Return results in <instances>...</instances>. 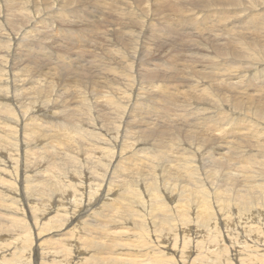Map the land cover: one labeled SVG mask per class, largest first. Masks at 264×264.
Returning <instances> with one entry per match:
<instances>
[{
	"label": "rangeland",
	"instance_id": "obj_1",
	"mask_svg": "<svg viewBox=\"0 0 264 264\" xmlns=\"http://www.w3.org/2000/svg\"><path fill=\"white\" fill-rule=\"evenodd\" d=\"M5 1L6 0H0V48L4 46L0 49V71H6L9 74V93L7 91L3 92L9 94V97L12 98V105L17 112V116L7 115L5 113H1L0 115V129H3V131L9 134V137L11 138L10 142L7 140L4 141V150H1L0 153V207L2 208L0 209V238L2 237L0 239V257L11 253L15 245L23 246L25 251H17L18 254L11 256V260H0V264H17L20 258L24 257L23 254L26 251L31 253L30 259H33L35 256H40L41 259H45L50 256V254L55 252L56 255H58V260L65 258V260L68 261V264H82L80 263V260H77V251H82L83 257L93 255V258L96 259L95 263L99 262L101 264H105L106 261H112L106 256L110 254L114 256H117L118 254L117 257L119 260L124 258L123 261H126L129 257L127 255L128 251L130 253H132L131 251H134L135 253H138L139 251L142 252L141 250L144 245L141 244H143L145 238L153 235L154 239H158V237L161 236V238H159L161 241L159 242L162 243L164 240L170 239L169 237H171V235L166 232L171 229H176L174 237L176 248L174 249L177 256L172 261L170 259L171 256L169 257V262L171 261L170 264H185L180 262L179 257L181 252L187 258L186 264H216L213 262L214 256L217 252L224 250L227 247L226 241H231L233 243V248H237L236 251H238V249L242 250L243 248H241L242 246H240V243L243 241V237L239 232L241 227H243V229L245 228V234L247 237L251 238L252 233L248 231L247 227L240 224L236 225L233 218V209H235L233 204L234 173L242 171L245 167L249 166L251 167V170L244 175V182L257 186L264 184V176H256V173H264V170H261L262 167L259 165V163H261L264 159H260L257 156L258 143H264V133L261 131V129H264V119L255 118L256 111H264V94H262L263 97H261L260 90L261 86H264V23L260 25L258 22L256 27L253 28L258 17L261 16L264 18V0H242L241 2L233 3L231 5L217 6L223 7L222 9L228 11V13L223 15L222 26L226 29V32L224 33H218L215 29L216 25L213 24L198 27V22H201L199 19L203 17L198 14V12L204 13L216 5L204 7L198 10L192 9L190 7L196 8L197 6L196 1L192 0L189 1L190 3H186L187 0H174L175 3L173 5L170 4L173 10H169L166 6V2H160V0H144L141 4L140 2H136L140 0H100L103 2L101 5L103 13L101 12V8L99 6L94 13L92 5L97 0H81L86 1L88 6L85 5L86 3H77L70 8L71 10L66 9V13L68 14H66L67 17L64 21L54 20L56 12L58 11L57 7H54V10L49 8V6L53 4L56 5V3L62 0H15L14 2L16 3L14 4L16 8L13 10L9 6L11 11L10 9H8V11L4 10ZM88 1L90 4L92 2L93 3L90 5L88 4ZM72 2L71 3L74 4L75 1ZM146 2H148V4ZM192 2L193 4H191ZM242 2H244V6H242ZM68 3V5H72L70 2ZM106 3H109L108 10ZM62 4H66V1ZM116 5L117 8L121 7L123 9L118 8L117 12V9H115ZM90 6L92 7L90 8ZM142 6L148 11V14L142 13ZM147 7L150 9H147ZM233 7L236 9H233ZM126 8L128 9L127 12H125ZM199 8H201V6ZM86 9L87 11H85ZM8 12L11 14H8ZM121 12L123 15H119ZM47 13H50L47 17L49 20H52L47 22V24L42 23L43 18ZM21 14L25 16L21 18ZM95 14L98 18L100 17L99 20L95 19ZM139 14H141L140 17L138 16ZM230 14L231 20H233L232 24H228ZM80 16H84L85 18L83 19L85 20L82 19V21L81 19H78ZM165 16H171L170 20H166L165 22ZM190 16L191 18H188ZM160 17H163L164 19L162 18L163 20H160ZM138 18L144 20H142L144 26H140ZM77 19L81 22L77 21ZM190 19H195L197 21L195 24L197 27L189 28L187 26L189 30L181 31V29H186V22ZM32 20L34 22H30ZM247 20H251V24L247 23ZM86 21L89 26L84 24ZM152 21H154L153 23H157L156 25L161 26L163 31L160 27H158L160 29L158 30L155 25L150 28V32H152L154 27L157 28L158 32L152 35L150 32H147V27ZM93 23H95L96 26H93ZM98 23L101 25L100 28ZM27 24H30V26H28L29 28L27 27L30 31L25 29L28 34H26L24 30V25ZM55 25L56 29L54 28L52 30L51 27ZM177 25H179L178 29H173ZM220 27L221 25H217V29ZM85 28L89 30L93 29L92 32L94 35L89 34V39H84L80 34L81 30L85 32ZM144 29L146 30L144 31ZM77 30L79 33L76 34L75 32H77ZM95 31L97 34H95ZM145 32L147 33L144 35ZM70 33L72 35L74 33L76 35L80 34L78 36L79 38L76 37L75 34L72 38L71 36L69 37L68 35ZM138 34L140 36H138ZM157 34L158 36L156 37ZM160 34L164 36L162 37ZM13 36H15V39L12 38ZM154 36L156 39H153ZM159 36L162 38H159ZM129 39L132 40L130 41ZM129 42L130 44H128ZM34 43H36L37 49H42L45 53L47 51L49 52L48 54L50 56L47 54L48 56L45 57L47 61H45V58H42L41 52L35 53L31 51L29 52L27 58L31 63H40V66L39 63H37L38 65L36 64L38 67H32V70H35L34 72L31 70V66H27V61H24L26 60L25 57L22 58L21 65L16 68L13 67L11 62L13 61V58H19L22 53L27 54V50H29L30 47H32L31 45H34ZM73 44H75L76 47ZM68 51L70 52L68 53ZM119 51H121V55L119 54ZM57 52H63L61 53L63 57L64 53L69 56L70 62H68V65L71 69H69V67H64L65 69L61 68L62 70L60 69V71L59 69H54L56 66L63 67L64 65L62 62L66 61L54 60V58H57L55 57ZM84 52H86V54ZM52 53L53 55L55 54L54 58ZM60 53H58V56ZM82 54H84V59L88 57L85 59V62L83 61ZM90 56L91 58H89ZM93 56L96 57L95 60L92 58ZM59 62H61V64ZM50 64L51 66L53 65L54 68L49 66ZM102 64L103 66H100ZM86 65H89V67H85ZM225 65L226 68H224ZM44 66L52 68L53 75L55 73V80L48 84H46L44 80H41L43 86L45 84L46 85L42 87L39 92L33 93L30 90V85L28 84L30 81L29 78L35 76L38 69L44 68ZM25 67L26 69L23 70ZM14 68H20L19 75L16 76L17 78L13 77V75L16 74L13 70ZM81 68H84L82 73L83 75L77 74L81 73L83 70ZM102 68L106 69L103 70ZM139 68L140 90L137 95L138 98L135 100V97H133L130 101L127 100L128 105L135 104V107H128L126 109V112H130V115L128 119L124 121L127 116L121 120V114L124 110L128 93L123 89L122 85L125 82L127 84L128 82H136L135 71ZM66 69H68L70 73H68L69 71H66ZM30 70L32 71L31 75H29ZM72 72L74 74L76 73V76L72 75ZM89 72L91 73L90 75ZM147 72L148 74H154L151 79V83H149L145 78ZM22 73L24 76L21 75ZM259 73H263L261 76L259 75L260 81L259 79H254V75ZM97 74L99 75V78H96L98 76ZM244 74H246L247 77H245L246 75ZM88 75L89 77H87ZM79 76L81 81L78 79ZM228 77H231V81L234 80L232 82H236V80L237 82L240 81L237 90H234L232 86L226 84ZM89 78H91V80ZM242 79L246 84L257 83V85H260L258 87L259 89H254V91L253 88H246L244 84L241 83ZM83 80H86L87 82L89 81L88 84H90L93 80L97 86L92 87V92L89 93L88 91H85L82 94L83 86L80 85V82L82 84ZM113 80H116V82L120 85V88L113 83ZM130 80L133 81L131 82ZM60 81H64L66 84L63 86V83ZM74 81H76L77 84ZM104 84L106 88H102L100 86ZM37 86H39V83H37ZM87 88L89 89L90 87ZM100 88H102V90H100ZM208 98L217 99L218 102L213 103ZM85 104L93 106L92 115H83L79 112V105ZM110 106H113V108H110ZM201 106H203V108H201ZM225 108L226 110H224ZM216 109L221 112H217L213 115H220L223 117V120H219L218 123L220 125L233 123V126L236 127V130L233 129V131L236 132L235 134L237 135H227L221 137V135L215 131H210L208 129L211 125V123H208L209 118L211 117V113ZM150 110L152 111V114L156 116V120L150 117ZM19 111H21V113H19ZM163 111H165V113H163ZM169 111L174 112L173 117L170 115ZM227 114L233 117H230ZM103 115L108 117L109 120L107 122L98 118V116L101 117ZM8 116L13 117L9 118ZM36 116L41 120L39 119L37 121ZM83 116L85 118H83ZM197 116H199V118ZM21 118L23 119L22 124H24V128L29 129L35 127L33 129L35 131L34 134L30 133L31 130H24V134L21 130H19L22 122ZM4 120L5 122L2 123ZM214 120H216V118L213 116L211 121ZM139 123L146 124V129L148 127L153 128L155 125H158L160 130L165 126L169 130L173 131L176 136L175 148L168 149V153L166 152L167 154L164 153V156L160 155L162 156L160 157L159 154L162 148L159 143L153 141L148 146L142 143L139 138L141 133L138 132V128H135V125ZM242 124H249V126L242 128ZM78 126L80 128H77ZM211 128H213V126H211ZM36 129H38L37 132ZM129 131H133L135 134L134 138L130 140L124 139V133L128 136L130 135V133H127ZM70 132L71 136L69 135ZM240 132H245V134H241ZM30 134L32 137H30ZM26 135L28 138H26ZM68 136H70V138ZM160 136L161 134L157 133V137L160 138ZM166 136L168 138L164 137L165 140L163 139V143L165 144L161 143V145H169L170 137L169 135ZM21 137L23 140L27 139L25 140L28 145L27 147L21 146L19 140ZM22 138L21 142H24ZM42 138H45L48 141H43ZM67 138L70 140L67 141ZM259 139L261 140L257 141ZM233 140H242V142L237 146H233L235 142ZM36 141H38L40 145H37L36 149L32 148L33 150L35 149V153H26V149L33 146ZM49 141H51L50 144L52 148L48 149L43 147V144L46 145ZM123 142L132 144L136 154L131 161H126L125 169L122 171L119 170L120 173H118V177L117 179H114V181L119 183L124 179L127 181L130 179L129 182L126 181L127 183H125L128 185L135 182L139 189L137 196L141 193L140 200H131V205L133 204V207L136 206V208H134L140 213V217H134V210L132 209L133 211L130 212L133 214L132 219L130 218L126 221L127 215H124L123 213V220L126 221V223L133 222L139 228L144 226L147 228L149 233H141L138 230V233H136L133 230H128L131 231L126 234L128 236L121 237H128L130 244L123 243V241L117 243L116 239H119L118 236L121 233L120 223L113 224L115 225V228L113 225H105V227L101 230L99 228H95L94 230L96 232L93 231V234L96 235L97 233V236L93 235L94 240L91 241V248H94L93 250L90 249V244L87 246L82 245V243L77 241V238L69 237L70 239H66L68 236H63L65 238L61 239L63 237H60L59 235L60 230L54 226L49 227L45 221V217L47 215H54L52 208L55 207L61 209L58 218L63 217L64 211L61 207H63L64 204L72 206V209L75 210V215L73 216L74 218H77L78 216H76V214L81 212V207L78 206L77 208V198L88 195H85L80 191L84 188L80 187L81 185L79 184L77 177V160L82 161L83 166H85V169L83 167L80 169L84 177H88V173L90 172V175L96 176L94 177L95 179L99 178L100 180L103 176L102 174H107V177L105 178H108L109 176H112V173H114L117 169L116 167L118 166L117 164L120 163L121 157H129L127 151L124 148L122 149L121 145ZM40 146L43 148H40ZM42 150L49 152L53 156V160L50 162V167L48 158L44 157ZM170 150L172 152H169ZM173 156L175 157L173 158ZM9 157L17 159L14 164L10 163ZM70 157L77 160L73 163L69 162L70 164H67V160ZM159 157L160 159H155L157 162H152L154 160L151 159ZM183 158L193 161V166H189L188 169L190 171L193 169L196 170L197 182L194 185L200 192L207 195L205 202L209 203L208 206L211 207V211L213 212L211 219L203 221L201 218L203 213L202 208H207V206L200 205L202 201L199 193H197L195 197H190L182 194L181 190L178 188L181 185L187 184L186 181H184L185 183L182 182L183 180L181 177L184 179L191 178V175H188L189 172L188 174L184 173L187 171H185L181 165L185 161ZM42 161L45 163L44 166L41 165ZM107 161H109V167H105ZM170 161L172 163L176 162V164H172ZM211 161H214L215 163H226L228 166L226 169H222L220 167L210 165L209 162ZM233 163H235V168H233ZM177 164H180L181 168ZM253 164H257V166ZM130 166L136 171H132L129 174L128 167ZM175 166L179 167L175 168ZM145 169H147L146 171H151L153 169L156 171L150 173V176L146 179L143 177ZM174 169H176V171L180 170L179 175L181 174V177L177 175ZM250 171H253L250 174L252 176L247 175ZM253 173H255V175ZM164 174H166V177ZM24 179H27L26 182H24ZM191 179L189 181H191ZM179 182H182V184L179 185ZM103 183L104 184L100 186L102 192L100 196L99 194L96 196H89L91 198L89 200L91 202V208L86 215V220L81 221L85 218L81 216L77 219L78 221H70L71 211L67 209L69 212L68 217L65 218L67 230L74 229L77 230V232L83 230L86 226L85 224L90 222L89 220H95L97 217H101L100 215L103 212V206L109 207L111 205L110 201L103 200L102 198L97 204H94L102 194H104V196L108 199H111L112 194L115 193L113 191L119 190L115 187L116 183H113L112 181L105 179ZM109 183H113L114 185ZM108 186L109 191L106 192V188H108ZM246 187H238L237 190L234 191L235 202L237 204L242 202L241 198L245 197V193H250V195L246 196L247 204L254 201L252 204L256 206L260 200L259 196L263 198L261 203L264 204V191H257L256 194H251L253 191L248 189L246 190ZM45 190L46 193H44ZM85 190L88 192L87 189ZM152 190L159 191V202L164 204V209L161 210V212H156L151 209L153 206L152 204L150 206L149 199L151 195L149 194ZM119 193L120 194H116L120 197V200L122 191ZM83 201L87 202V199H83ZM182 206L184 208H182ZM140 207L142 208L140 209ZM111 208L118 210V208L115 207ZM255 209L256 207H254V210ZM29 213H31V216ZM161 213H163V216ZM94 215H97V217ZM256 216L262 218L264 217V212H260ZM35 217H40V219L35 220ZM222 221L231 222L229 223L230 227L234 229L235 232L233 238H226L221 231L214 232L207 229L209 224H217L218 227H220ZM20 227L23 228L21 231ZM154 228L156 229V232L151 234ZM195 228L204 229H201L200 232H196L193 231ZM98 229L101 232H98ZM23 230L27 232H24ZM260 230H264V227H260ZM22 231L27 233L23 241L22 236L24 233ZM124 231H126V229ZM182 231H184V234H186L189 238V242L186 244L185 248L183 246V239L186 235H183ZM103 232H105V234ZM8 233L11 235H7ZM99 233H102L103 235H100ZM98 234L100 237H98ZM78 235L79 234H77V236ZM137 235L139 239L141 238L139 243L136 241L138 240L136 238ZM263 236L264 232L262 234V238L264 239ZM106 238L107 240H105ZM60 241L72 244L71 249L67 251V253L63 250V247H61L62 244H59L61 243ZM167 242L169 243V247H172L171 241ZM168 243H166V246ZM191 243H193L196 247ZM259 243L261 244L262 242ZM77 245L81 248L80 250H77ZM154 247L155 249L157 248L155 244ZM10 248L11 250H9ZM147 250L148 249H145L144 252ZM251 250L249 249V251L245 252L238 251L237 253L240 254H237V257L239 256L240 258V256H244L246 253H251L253 254V257H255L254 253H252L254 252L253 248ZM83 251L89 252L87 254ZM161 251L164 255L166 249L161 248ZM96 252L97 254H95ZM122 252L125 253L123 254ZM196 253L198 254L196 255ZM226 253L228 254H221H224L227 257L229 252ZM132 254L134 255V253ZM224 255H222L223 257L221 260H226ZM230 256H232V254H230L228 258ZM121 257L123 258L121 259ZM143 258L144 257H141V259ZM246 258L248 259L246 260ZM119 260H117V264H122ZM245 260L246 263L250 262V264H259L257 259L250 261L249 257H244L241 260L243 261L242 264H245ZM263 260L261 262L262 264H264ZM91 263L94 262L91 260L89 261V264Z\"/></svg>",
	"mask_w": 264,
	"mask_h": 264
},
{
	"label": "bare ground",
	"instance_id": "obj_2",
	"mask_svg": "<svg viewBox=\"0 0 264 264\" xmlns=\"http://www.w3.org/2000/svg\"><path fill=\"white\" fill-rule=\"evenodd\" d=\"M15 0H6L5 1V3H4V10H6V11H8V9H10V11H11V8L14 10V8H16L15 7V4L14 3H16V2H14ZM65 1H66V4H62V3H65ZM72 1H75L74 2V4H72L73 2ZM124 1V0H123ZM144 0H140V1H136V2H140V4H141V2H143ZM147 1V0H146ZM156 1V0H155ZM166 2V6H167V8L169 9V10H173L172 8H171V6H170V4H174L175 3V1L174 0H160V2ZM189 1H191V0H187L186 1V3H190ZM192 1H196V3H197V6H196V8H194V7H190V8H192V9H202V8H204V7H208V6H212V5H216L215 7H212V8H210V10L209 11H205L204 13L203 12H198V14H200L201 16H203V17H201L199 20H201V22H198V27L199 26H205V25H216V27H215V29H216V31L218 32V33H224V32H226L225 30V28L222 26V22H223V15L224 14H226V13H228V11H225V9H222L223 7H217V6H219V5H231V4H233V3H237V2H241L242 0H192ZM251 1V0H250ZM68 2H70V4H72V5H68L69 3ZM72 2V3H71ZM89 2V1H88ZM149 2V1H148ZM148 2H146L147 4H148ZM199 2V3H198ZM246 2V1H245ZM77 3H83V4H85L86 3V1H81V0H62V1H59L58 3H56V5L55 4H53V5H51V6H49V8L50 9H53L54 10V7H57V12H56V16L54 17V20L56 19L57 21H64L65 20V18L67 17V15L66 14H68V13H66L67 12V10L66 9H70L73 5H76ZM93 3V2H92ZM91 3V4H92ZM123 3V2H122ZM129 3H130V1H129ZM133 3V2H132ZM153 3V2H152ZM158 3V2H157ZM185 3V4H186ZM250 3V2H249ZM88 4H90V2L88 3ZM90 4V5H91ZM103 4V2L102 1H100L99 0V3H98V0L92 5L93 6V8H94V13L96 12V9H98V6L101 8V5ZM107 4V3H106ZM109 4V3H108ZM108 4H107V10H108ZM114 4V3H113ZM119 4V3H118ZM117 4V5H118ZM161 4H163V3H161ZM191 4H193V2L191 3ZM246 4V3H245ZM86 6H88L87 5V3L85 4ZM112 5V4H111ZM117 5H116V8L115 9H117L116 11L118 12V8H121V7H118L117 8ZM143 5H144V3H143ZM9 6L11 7V8H9ZM92 6H90V8L92 7ZM129 6V5H128ZM134 6V5H133ZM149 6H152V5H149ZM164 6V5H163ZM201 6V8H199ZM242 6H244V2H242ZM249 6V5H248ZM144 7H145V5H144ZM155 7V6H154ZM162 7V6H161ZM92 8V9H93ZM110 8V7H109ZM111 8H112V6H111ZM113 8V9H114ZM140 8V7H139ZM260 8V7H259ZM88 9V8H87ZM87 9L85 10V11H87ZM121 9H123V8H121ZM120 9V10H121ZM130 9V8H129ZM136 9V8H135ZM147 9H150V8H148L147 7ZM160 9V8H159ZM159 9H158V11H159ZM208 9V8H207ZM233 9H236L235 7H233ZM17 10V9H16ZM56 10V9H55ZM66 10V11H65ZM71 10V9H70ZM119 10V11H120ZM125 10V9H124ZM127 8H126V11L125 12H127ZM134 10V9H133ZM138 10H140V9H138ZM137 10V11H138ZM161 10V9H160ZM167 10V9H166ZM65 11V12H64ZM90 11H91V9H90ZM113 11H115V10H113ZM113 11H111V12H113ZM122 11V10H121ZM131 11V10H130ZM141 11H142V13H145V14H148V11L146 10V9H144L143 8V6H142V8H141ZM153 11V10H152ZM157 11V12H158ZM89 12V11H88ZM87 12V13H88ZM101 12L103 13V11H102V8H101ZM116 12V13H117ZM123 12V11H122ZM122 12L121 13H119V15L120 14H122ZM124 12V13H125ZM129 12V11H128ZM132 12V11H131ZM130 12V13H131ZM169 12V11H168ZM208 12V13H207ZM15 13V12H14ZM91 13V12H90ZM133 13V12H132ZM207 13V14H206ZM230 13V12H229ZM8 14H11V13H9L8 12ZM17 14V13H16ZM89 14V13H88ZM107 14V13H106ZM170 14V13H169ZM14 15V14H13ZM12 15V16H13ZM47 15H50V13H47L46 15H45V17L43 18V21H42V23H46L47 24V22H50L52 19H50L49 20V18L47 17ZM115 15V14H114ZM118 15V16H119ZM123 15V14H122ZM124 15H126V14H124ZM140 15L141 14H139L138 16L140 17ZM164 15V14H163ZM18 16V15H17ZM25 15H23V14H21V18H23ZM90 16V15H89ZM117 16V15H116ZM152 16H154V15H152ZM158 16V15H157ZM15 17V16H14ZM19 17V16H18ZM51 17V16H50ZM52 17H53V15H52ZM51 17V18H52ZM113 17V16H112ZM170 17L171 16H169V17H166L165 16V22H166V20H170ZM83 18H85L84 16H80L78 19H83ZM100 18V17H99ZM99 18L97 17V15L95 14V19H98L99 20ZM102 18V17H101ZM103 18H104V16H103ZM119 18V17H118ZM125 18H127V17H125ZM161 18V17H160ZM159 18V19H160ZM163 18V17H162ZM160 19V20H163V19ZM188 18H191V16L190 17H188ZM32 19V18H31ZM34 19V18H33ZM48 19V20H47ZM77 19V21H80V20H78ZM87 19V18H86ZM115 19V18H114ZM120 19H122V18H120ZM139 19V18H138ZM10 20V19H9ZM39 20V19H38ZM83 20H85V19H83ZM82 20V21H83ZM104 20H105V18H104ZM122 20H125V19H122ZM128 20V19H127ZM143 19H139V24H140V26L142 27V26H144V23H143V21H142ZM203 20H205V21H203ZM217 20V21H216ZM35 21H37V20H35ZM95 21H97V20H95ZM94 21V22H95ZM131 21V20H130ZM135 21H137V20H135ZM155 21V20H154ZM154 21H152L151 23H149V26L147 27V32H150V28L151 27H153V26H155L157 23H153ZM30 22H34L33 20L32 21H30ZM81 22V21H80ZM90 22H92V21H90ZM89 22V23H90ZM98 22V21H97ZM122 22V21H121ZM148 22V21H147ZM247 23H250L251 24V20H247L246 21ZM260 23V25H262L263 23H264V18L263 17H258V19H256V22L254 23V26H253V28L254 27H256V24L257 23ZM36 23V22H35ZM88 22L86 21V23H84V24H86V25H88L87 24ZM100 23H101V21H100ZM197 23V21L195 20V19H190L189 21H187L186 22V24L187 25H185L186 26V29H181V31H184V30H189L188 29V27L190 28V27H197L195 24ZM233 23V20H231V14H230V16H229V21H228V24H232ZM37 24V23H36ZM35 24V25H36ZM94 25L93 26H96L95 25V23H93ZM102 24V23H101ZM137 24V23H136ZM138 24V25H139ZM34 25V24H33ZM32 25V26H33ZM75 25H76V23H75ZM98 25H99V23H98ZM97 25V26H98ZM113 25V24H112ZM120 25V24H119ZM123 25V24H122ZM217 25H221V27L219 28V29H217ZM28 26H30V24H27V25H24V30L25 29H27V27ZM89 26V25H88ZM100 26L101 25H99V28H100ZM124 26V25H123ZM136 26V25H135ZM140 26H139V28H140ZM157 26V28L158 27H160L161 28V30L163 29L161 26H158V25H156ZM185 26L183 25V27L185 28ZM188 26V27H187ZM122 27V26H121ZM120 27V28H121ZM178 27H179V25H177L175 28H173V29H175V30H177L178 29ZM29 28V27H28ZM61 28H63V27H61ZM73 28V27H72ZM76 28V27H75ZM98 28V27H97ZM123 28V27H122ZM145 28V27H144ZM157 28H155L154 27V29L152 30V32H150V34L152 35V34H154V33H156V32H158V30H160L159 28H158V30H157ZM182 28V27H181ZM64 29H66V28H64ZM86 29V28H85ZM95 29V28H94ZM28 30V29H27ZM59 30V29H58ZM67 30V29H66ZM99 30V29H98ZM98 30H96V31H98ZM124 30V29H123ZM146 29H144V31H145ZM28 31H30V30H28ZM71 31H73V30H71ZM75 31H76V29H75ZM82 31V30H81ZM80 31V34H81V36L84 38V39H89L90 37H89V34H93V29H86L85 30V32H81ZM95 31V32H96ZM130 31V30H129ZM163 31V30H162ZM25 32H26V34H28V32L25 30ZM69 32V31H68ZM94 32V33H95ZM102 32V31H101ZM118 32V31H117ZM141 32V31H140ZM143 32V31H142ZM147 32H145L144 33V35L147 33ZM161 32V31H160ZM165 32V31H164ZM30 33V32H29ZM76 34L77 33H79L78 32V30H77V32H75ZM74 33V34H75ZM66 34V33H65ZM73 34V35H74ZM75 34V35H76ZM79 34V35H80ZM95 34H97V32L95 33ZM127 34V33H126ZM159 34V33H158ZM158 34L156 35V37L158 36ZM71 33L68 35L69 37L71 36V38H72V36H73ZM79 35H76V37H78ZM94 35V34H93ZM141 35H143V34H141ZM161 35V34H160ZM65 36H67V35H65ZM132 36V35H131ZM138 36H140L139 34H138ZM162 36V35H161ZM164 36V35H163ZM162 36V37H163ZM169 36V35H168ZM75 37V36H74ZM75 37V38H76ZM89 37V38H88ZM107 37V36H106ZM137 37V36H136ZM162 37H160L159 36V38H162ZM66 38V37H65ZM70 38V39H71ZM79 38V37H78ZM92 38V37H91ZM110 38V37H109ZM129 38V37H128ZM138 38V37H137ZM155 38V36L153 37V39ZM45 39V38H44ZM44 39H42V40H44ZM64 39V38H63ZM82 39V38H81ZM107 39V38H106ZM156 39V38H155ZM41 40V41H42ZM53 40V39H52ZM58 40V39H57ZM74 40H76V39H74ZM130 40V39H129ZM132 40V39H131ZM130 40V41H131ZM162 40V39H161ZM38 41V40H37ZM80 41V40H79ZM102 41V40H101ZM122 41H123V39H122ZM134 41V40H133ZM151 41H152V39H151ZM55 42V41H54ZM83 42V41H82ZM128 42V41H127ZM36 43H38V42H36ZM36 43H34V45L32 44H30L32 47H30V49L29 50H27L28 51V53L27 54H21V56L19 57V58H16V57H14L13 58V61H11L12 62V65H13V67H18L19 65H21L22 64V58L23 57H25L26 58V60H24V61H27V66L29 65V66H31L30 68H31V70H32V67H34V66H36V67H38L37 65V63H39V62H37V63H31L30 62V60L27 58V56H28V54H29V52H41L42 53V58H45V57H47L48 55H47V53H45L42 49L40 50L39 48L37 49L36 48ZM42 43V42H41ZM99 43V42H98ZM156 43V42H155ZM44 44V43H43ZM61 44V43H60ZM92 44H94V43H92ZM102 44V43H101ZM128 44H130V42L128 43ZM66 45V44H65ZM73 45H75V44H73ZM104 45V44H103ZM107 45V44H106ZM124 45H125V43H124ZM124 45H123V47H124ZM39 46V45H38ZM45 46V45H44ZM59 46V45H58ZM92 46V45H91ZM128 46V45H127ZM4 46H2L0 49H2ZM49 47L51 48V46L49 45ZM61 47H62V45H61ZM72 47V46H71ZM75 47H76V45H75ZM44 48V47H43ZM74 48V47H73ZM85 48V47H84ZM93 48H95V47H93ZM47 49H48V47H47ZM120 49V48H119ZM118 49V50H119ZM49 50H51V49H49ZM55 50V49H54ZM63 50H65V49H63ZM70 50V49H69ZM124 50V49H123ZM45 51H47V50H45ZM48 52V51H47ZM51 52H53V51H51ZM70 51H68V53H69ZM101 52V51H100ZM120 52L121 51H119V54H120ZM126 52V51H125ZM54 53V52H53ZM53 53H52V55H53ZM58 53H60V52H57V54H56V56L55 57H57V58H54V55H53V58H54V60H66V61H64V62H62L63 63V67L62 66H56V68H54V66L52 65L51 66V64L49 65V66H51V67H53L54 69H59V71H60V69L61 68H64V67H69V65H68V62H70V60H69V56L68 55H65V53L63 54L64 55V57L62 56V54L61 53H63V52H61L60 53V55L58 56ZM85 54H86V52H84ZM106 53V52H105ZM51 54V53H50ZM52 55H51V57H52ZM121 55V54H120ZM15 56H17V55H15ZM36 56V55H35ZM50 56V55H49ZM83 56H84V54H82V58H83ZM87 56V55H86ZM105 56V55H104ZM63 58H65V59H63ZM86 58H88V57H86ZM85 58V59H86ZM89 58H91V56L89 57ZM92 58H94V60H95V58L96 57H92ZM105 58H106V56H105ZM109 58V57H108ZM107 58V59H108ZM20 59V60H19ZM46 59V58H45ZM44 59V60H45ZM50 59V58H49ZM85 59L83 58V61L85 62ZM114 59V58H113ZM43 60V59H42ZM97 60V59H96ZM106 60V59H105ZM110 60H112V59H110ZM20 61V62H19ZM45 61H47V59L45 60ZM98 61V60H97ZM97 61H95V62H97ZM49 62H51V61H49ZM48 62V63H49ZM54 62V61H53ZM61 62H59L60 64H61ZM92 62V61H91ZM94 62V63H95ZM43 63V62H42ZM57 63H58V61H57ZM103 63V62H102ZM37 64V65H36ZM55 64V63H54ZM71 64V63H70ZM86 64V63H85ZM90 64V63H89ZM99 64V63H98ZM104 64V63H103ZM103 64L102 65H100V66H103ZM56 65H58V64H56ZM72 65V64H71ZM155 65V64H154ZM26 66V67H27ZM39 66H40V63H39ZM26 67L23 69V70H25L26 69ZM36 67H34V68H36ZM48 66H44V68H37L38 69V71H37V73L35 74V76H33V77H30L29 75H31V72L33 71H31L30 70V74L28 75L30 78V81H29V85H30V90L33 92V93H37V92H39L40 91V89L42 88V87H44L46 84H48V83H51V82H53L54 80H55V73H54V75H53V73H52V68H47ZM72 67H74V66H72ZM78 67V66H77ZM85 67H89V65L87 66H85ZM13 69L14 71H15V73L16 74H14L13 75V77L15 78L16 76H18L19 75V72H20V68L19 69ZM75 68H76V66H75ZM79 68V67H78ZM100 68V67H99ZM224 68H226V65L224 66ZM65 69V68H64ZM69 69H71L70 67H69ZM81 69H83L82 71H81V73H77V74H82L83 73V71H84V68H81ZM103 70L104 69H106V68H102ZM22 70V69H21ZM22 70V71H23ZM62 70V69H61ZM86 70H87V68H86ZM97 70H99V69H97ZM102 70V71H103ZM139 70H140V68L137 70V71H135V76H136V82H132L133 80H130L132 83H129L128 82V84L125 82L123 85H122V87H123V89L124 90H126L127 91V93H128V98L126 99V101H125V105H124V110H123V112H122V114H121V120H123L124 118H125V116H127L125 119H124V121H126L127 119H128V117H129V115H130V112H126V109L129 107V108H132V107H135V104H131V105H128L127 104V100L128 101H130L133 97H135V100H137V95L139 94V90H140V80H139ZM35 71V70H34ZM33 71V72H34ZM57 71V70H56ZM66 71H69L68 69H66ZM80 71V70H79ZM89 71V70H88ZM133 71V70H132ZM27 72V71H26ZM54 72H55V70H54ZM63 72V71H62ZM64 72H65V70H64ZM64 72H63V74H64ZM68 73H70V71L68 72ZM73 73V72H72ZM71 73V74H72ZM95 73V72H94ZM105 73H106V71H105ZM32 74H34V73H32ZM59 74V73H58ZM58 74H57V76H58ZM76 74V73H75ZM74 73L72 74V75H75ZM91 73L89 72V75H90ZM263 73H259V74H255L254 75V79H259L260 78V76L262 75ZM21 75H23V73L21 74ZM68 75V74H67ZM83 75V74H82ZM85 75V74H84ZM89 75L87 76V77H89ZM98 75V74H97ZM153 75L154 74H148V72H147V74L145 75V78L148 80V82L149 83H151V79L153 78ZM244 75H246V74H244ZM260 75V76H259ZM24 76V75H23ZM76 76V75H75ZM74 76V77H75ZM233 76V75H232ZM238 76V75H237ZM44 77V78H43ZM78 77V76H77ZM76 77V78H77ZM81 77H83V76H81ZM86 77V78H87ZM93 77V76H92ZM245 77H247V75L245 76ZM17 78V77H16ZM86 78H84V79H86ZM96 78H99V75L96 77ZM234 78V77H233ZM73 79V78H72ZM79 80L81 79L80 78V76H79V78H78ZM90 80H91V78H89ZM115 79V78H114ZM235 79V78H234ZM240 79V78H239ZM8 80H9V74L6 72V71H0V85H1V88H0V115H1V113H5V114H7V115H14V116H17V112H16V110H15V108L13 107V105H12V98L11 97H9V94H6L5 92H3V91H7L8 93H9V84H8ZM16 80V79H15ZM41 80H44L45 82H46V84L43 86V84H42V82H41ZM94 80V79H93ZM91 81V83L90 84H88V82L85 80H83L82 82V84H81V82H80V85H82L83 86V90H82V94H83V92H85V91H88L89 93L90 92H92V87H96L97 85H96V83L94 82V81ZM104 80H106V79H104ZM103 80V81H104ZM261 80H263V79H261ZM17 81V80H16ZM81 81V80H80ZM232 81H234V80H232ZM231 81V77H228V79H227V82H226V84H229L230 86H232L233 87V89L234 90H237L238 89V84H240L239 82H237V80H236V82H232ZM256 81V80H255ZM258 81V80H257ZM259 81H260V79H259ZM76 84H77V82L76 81H74ZM37 83H39V86H37ZM113 83H115L116 85H117V87L118 88H120V85L116 82V80L114 81L113 80ZM241 83H243L244 84V86L246 87V88H248V89H251V88H253V90L255 89V90H257V89H259L258 87L260 86V85H257V83L255 84V83H248V84H246V83H244L243 82V79L241 80ZM78 84H79V82H78ZM106 84V83H105ZM105 84L104 85H100L102 88H106L105 87ZM261 85H262V83H261ZM100 86H98V87H100ZM228 86V85H227ZM263 86V85H262ZM261 86V88H260V90H261V97H263L262 96V94H264V92H263V90H264V86L262 87ZM87 87H90L89 89L87 88ZM102 88H100V90H102ZM228 88V87H227ZM229 88H231V87H229ZM233 89H231V90H233ZM100 90H99V92H100ZM254 90V91H255ZM259 90V91H260ZM162 94H164L163 92H161ZM251 93V92H250ZM255 93V92H254ZM247 94V93H246ZM259 94H260V92H259ZM159 95V94H158ZM253 95V94H252ZM211 102H213V103H216V102H218V100L217 99H213V98H208ZM96 100H98V99H96ZM86 101H88V100H86ZM90 102V101H89ZM212 103V104H213ZM202 105V104H201ZM200 106V105H199ZM110 108H113V106H110ZM201 108H203V106H201ZM224 110H226V108L224 109ZM79 112L81 113V114H83V115H85V114H90V115H92L93 114V106H88V105H79ZM170 112V115L173 117L174 116V112L173 111H169ZM217 112H221V111H219V110H214L212 113H211V117L209 118V121H208V123L210 124L211 123V125H210V128H208L210 131L211 130H213V131H215L216 133H218L219 135H221V137H223V136H227V135H237V134H235L236 132H234L233 131V129H235L236 130V127L235 126H233V123H228V124H225V125H220L219 123H218V121L219 120H223V117L222 116H220V115H213V114H215V113H217ZM19 113H21V111H19ZM79 113V114H80ZM163 113H165V111H163ZM226 114V113H225ZM227 115H229V114H227ZM215 117L216 118V120H214V121H211L212 120V117ZM230 117H233V116H231V115H229ZM3 117H4V115H3ZM9 117V116H8ZM11 117H13V116H11ZM11 117H9V118H11ZM150 117L151 118H153L154 120H156V116H154L153 114H152V111L150 110ZM198 118H199V116H197ZM16 118V117H15ZM14 118V119H15ZM83 118H85L84 116H83ZM98 118H101L102 119V121H104V122H107L109 119H108V117L107 116H105V115H103V116H98ZM97 118V119H98ZM255 118L256 119H264V111L263 110H258V111H256L255 112ZM19 119V118H18ZM40 118L39 117H37L36 116V120L38 121ZM196 119V118H195ZM233 119V118H232ZM5 120H7V119H5ZM5 120L2 122V123H4L5 122ZM41 120V119H40ZM84 120V119H83ZM13 121V120H12ZM22 121V122H21ZM21 127H20V129L19 130H21V132L24 134V130H31L30 131V133L31 134H34L35 133V131L33 130L34 128H24V124H22L23 123V119L21 118ZM15 122V121H14ZM86 123V122H85ZM83 124V123H82ZM18 125H20V124H18ZM206 125V124H205ZM146 124H143V123H139V124H137V125H135V128H138V132H140L141 133V135H139V138L141 139V141H142V143L143 144H145V145H150V143L151 142H153V141H155V142H157V143H159L160 144V146H161V148H162V150L160 151V154H159V156L160 155H163L164 153H166L167 152V150L168 149H174L175 148V140H176V136H175V133L173 132V131H171V130H169L167 127H165L164 126V128L163 129H161L160 130V127L157 125H155L153 128H147L146 129ZM161 126V125H160ZM211 126H213V128H211ZM249 126V124H242L241 125V127L242 128H244V127H248ZM156 127V128H155ZM161 127H163V126H161ZM77 128H80L79 126L77 127ZM157 129V130H156ZM18 130V131H19ZM37 130L38 129H36V132H37ZM159 130H160V132H159ZM168 130V131H167ZM10 131H11V129H10ZM84 131H85V129H84ZM261 131H263V133H264V129H261ZM20 132V131H19ZM29 132V131H28ZM69 132V131H68ZM74 132V131H73ZM88 132V131H87ZM90 132V131H89ZM132 132V133H131ZM238 132V131H237ZM22 133H21V135H22ZM77 133V132H76ZM119 133V132H118ZM127 133H130V135H126L125 133H124V139H133L134 138V136H135V134L133 133V131H129V132H127ZM157 133H159V134H161V136H160V138H158L157 137ZM241 134H245V132H240ZM12 134V133H11ZM30 134V135H31ZM69 134V133H68ZM68 134H66V135H68ZM74 134V133H73ZM120 134V133H119ZM65 135V136H66ZM70 136H71V132H70V134H69ZM166 135H169V137H170V143H169V145L167 146H164V145H161V143H163L164 141H163V139H164V137H167ZM11 136V135H10ZM23 136H25V135H23ZM22 136V137H23ZM27 136V135H26ZM70 136H68L69 138H70ZM85 136V135H84ZM87 136V135H86ZM120 136V135H119ZM21 137V138H22ZM30 137H32V135L30 136ZM29 137V138H30ZM156 137V138H155ZM21 138L19 139L20 140V144H21V146H28L27 144H26V141L25 140H27V139H24L23 140V138H22V140L24 141V142H21ZM26 138H28V136L26 137ZM65 138V137H64ZM168 138V137H167ZM262 139V138H261ZM261 139H259V140H257V141H260ZM5 140H7V141H9L10 142V140H11V138L9 137V134H7L5 131H3V129H0V153H1V150H4V147H3V145L5 144ZM42 140L43 141H48L47 139H43L42 138ZM65 140V139H64ZM67 141L68 140H70V139H66ZM165 140V139H164ZM29 141V140H28ZM78 141V140H77ZM81 141V140H80ZM233 141H235L234 142V144H233V146H237L238 144H240L241 142H242V140H233ZM232 141V142H233ZM50 142L51 141H49L46 145H44L43 144V147H45V148H48V149H51L52 148V146H51V144H50ZM84 142V141H83ZM34 143V142H33ZM229 143V142H228ZM82 144V143H81ZM119 144V143H118ZM163 144H165V143H163ZM223 144H225V143H223ZM30 145V144H29ZM37 145H40L39 144V142L38 141H36L35 142V144H33V146H31L29 149H26V153L27 152H31V153H35V149L37 148ZM79 145V144H78ZM122 149L124 148L126 151H127V154H129V157L128 158H125L124 156H122L121 157V160H120V165L119 164H117L118 166L116 167L117 169L115 170V172L114 173H112L113 175V177L112 176H109L108 178H105V177H107V174H102L103 176L101 177V179L99 180V178L98 179H95L94 177H96V176H92V175H90L89 173H88V177H84V175H83V173L80 171V169L83 167H85V166H83V163H82V161H78L77 159H74V158H68V160H67V164H70V163H73V162H75L76 160H77V177H78V180H79V184L81 185L80 187L81 188H84V189H81L80 191L83 193V194H85V195H88V196H85V197H81V198H77V208H78V206H80L81 207V212L80 213H78V214H76V216H78L77 218H74L73 216L75 215V210L74 209H72V206H69L68 204H64V206L63 207H61L62 209H63V211H64V215H63V217H61V218H58V216H59V213L61 212L60 210L61 209H59V208H52L53 209V213H54V215H47L45 218V221L47 222V224H48V226L49 227H55V228H57V229H59L60 231H59V235H60V237H63V236H68V238H66V239H70L69 237H71V238H77V241L78 242H80V243H82V245H89L90 244V249H94V248H91V241L92 240H94V238H93V235H95V234H93V231H95L94 229L96 228H99L100 230L101 229H103L104 227H105V225H113V224H116V223H120L121 225V233H120V235L118 236V238L119 239H116V242L117 243H119V242H122L123 241V243H129V241H128V237H121V236H128V235H126L127 233H130L131 231H128V230H133V231H135L136 233H138V231H140L141 233H149V231L147 230V228H145L144 226L142 227V228H139V227H137V225L135 224V223H133V222H128V223H126V221H128L130 218L132 219V217H133V214L132 213H130V212H132L133 210V212H134V217L135 216H139L140 217V213L135 209L136 208V206H132L131 205V200L132 199H136V201H137V199H141V193H140V195L139 196H137V194H138V192H139V189H138V187H137V185H136V183L134 182V183H130V184H126L127 182H129V180L127 181V180H122V182H119V183H117L116 181H114V179H117V177H118V173H120V171H122V170H124L125 169V167H126V161L128 162V160H132V158H134V156H135V154H136V151H135V149H134V147L132 146V144H130V143H125V142H123L122 143ZM225 146V145H224ZM229 146V145H228ZM227 146V147H228ZM42 146H40V148H43ZM32 148H35L34 150L32 149ZM82 148V147H81ZM23 149V148H22ZM83 149V148H82ZM85 149V148H84ZM7 151H8V149H7ZM22 151V150H21ZM40 151V150H39ZM100 151V150H99ZM121 151V150H120ZM174 151V150H173ZM37 152V151H36ZM123 152V151H122ZM169 152H172L171 150L169 151ZM24 153H25V151H24ZM168 153V152H167ZM166 153V154H167ZM39 154V153H38ZM37 154V155H38ZM42 154L44 155V157H47L48 158V161H49V167L51 166L50 165V162L53 160V156H52V154H50L49 152H47V151H45V150H42ZM108 154V153H107ZM27 155V154H26ZM33 155H35V154H33ZM103 155V154H102ZM172 155V154H171ZM170 155V156H171ZM164 156V155H163ZM257 156L260 158V159H264V143H258V154H257ZM2 157H4V156H2ZM103 157H104V155H103ZM160 157H162V156H160ZM160 157L159 158H153V159H151V160H154V161H152V162H157V160H155V159H160ZM175 156H173V158H174ZM172 158V159H173ZM162 159H164V158H162ZM171 159V158H170ZM17 159H14V158H11V157H9V161H10V163L11 164H14V162L16 161ZM45 160V159H44ZM83 160H84V158H83ZM169 160V159H168ZM167 160V161H168ZM173 160H175V159H173ZM182 160V159H181ZM183 160H185L184 161V163H180L181 165H182V167H183V169L185 170V171H187V172H184V173H186V174H188V172H189V174L188 175H191V181H189L190 179L189 178H185V179H188V180H185L184 178H182L180 175H179V171H176V169H174L175 171H176V173H177V175L179 176V177H181V179L183 180L182 182H184V181H186V183L187 184H184V185H181L182 184V182H179V185H181L180 187H178L180 190H181V193L182 194H185L186 196H190V197H195L196 195H197V193H199V195H201L200 197V199H201V203H200V205L201 206H207V208H205V207H203L202 208V211H203V213H202V216H201V218H202V220L204 221V220H207V219H211L212 218V214H213V212L211 211V207H209L208 205H209V203L208 202H205L206 201V198H207V195L205 194V193H202V192H200L198 189H197V187H195V183L197 182V174H196V170H192V171H190L189 169H188V167L189 166H193V161H189V160H187V159H185V158H183ZM182 160V161H183ZM47 161V160H46ZM159 161H161V160H159ZM166 161V162H167ZM179 161H180V159H179ZM40 162V161H39ZM70 162V163H69ZM151 162V161H150ZM170 163H172L171 161H170ZM175 164H176V162H174ZM174 163H172V164H174ZM146 164V163H145ZM149 164V163H148ZM180 164H177V165H179L180 166V168H181V165ZM209 164L210 165H214V166H217V167H220V168H222V169H226L227 168V164L226 163H215L214 161H211V162H209ZM41 165L42 166H44L45 165V163L42 161V163H41ZM87 165H88V160H87ZM109 161H107L106 162V164H105V167H109ZM147 165V164H146ZM253 165H256L257 166V164H253ZM259 165H260V167H262V169L261 170H264V160H262V162L261 163H259ZM133 166V165H132ZM149 166V165H148ZM171 166H173V165H171ZM179 166H175V168L177 167H179ZM146 168H148L147 166H145ZM255 167V166H254ZM22 168V167H21ZM150 168V167H149ZM233 168H235V163H233ZM236 168H239V167H236ZM258 168V167H257ZM256 168V169H257ZM85 169V168H84ZM156 169H158V168H156ZM165 169V168H164ZM192 169V168H191ZM23 170V169H22ZM88 170V169H87ZM120 170V171H119ZM147 169H145L144 170V173H143V177L144 178H146L147 179V177L148 176H150V173H153V172H155L156 170H151V171H146ZM167 170V169H166ZM249 170H251V167H249V166H247V167H245V169H243L242 171H237V172H235L234 173V181H233V204H234V207H235V209H233V218H234V221H235V224L237 225V224H240V225H243V226H245V227H247L248 228V231L250 232V233H252V235H251V238H249V237H247L246 236V234H245V228L243 229V227H241V229H240V235L243 237V241H241V245L240 246H242L241 248H243L242 250L241 249H238V251H241V252H245V251H249V249L251 250L252 248H253V250H254V252H252V253H254V256L255 257H253V254H251V253H246L244 256H240V258H239V256L237 257V254H240V253H237L238 251H236L237 250V248H233V243L231 242V241H226V245H227V247L224 249V250H221V251H219V252H217L216 254H215V256H214V261L213 262H215L216 264H242V262L243 261H241L244 257H249L250 258V261L252 260V261H254V260H258L259 261V264H262L261 262H262V260L264 259V244H262V243H264V239L262 238V234H263V232H264V230H260V227H264V217H262V218H260V217H257L256 215L258 214V213H260V212H264V204H262L261 203V200L263 199L261 196H259V202L257 203V205L256 206H254L252 203L254 202H251L250 204H247V198H246V196H248V195H250V193H245V197H243V198H241V200H242V202L241 203H236L235 202V194H234V191H236L237 190V188L239 187V188H244V187H246V186H249V187H246V190L248 189V190H252L253 192L251 193V194H256L257 193V191H264V184H260V185H250L249 183H246V182H244V180H245V176L244 175H246V173L247 172H249ZM135 172L136 170L133 168V167H128V173L130 174L131 172ZM165 171V170H164ZM255 171V170H254ZM257 171V170H256ZM260 171V170H259ZM84 172V171H83ZM107 172V171H106ZM109 172H110V170H109ZM170 172H172V171H170ZM182 172V171H181ZM251 172H253V171H250V173L249 174H247V175H249V176H252V175H250L251 174ZM22 173V172H21ZM86 173V172H85ZM96 173V172H95ZM260 173V174H259ZM259 173H256V176H264V173L263 172H259ZM182 174H183V172H182ZM185 174V175H186ZM254 175H255V173H253ZM154 175V174H153ZM165 175V177H166V174H164ZM163 175V176H164ZM184 175V176H185ZM26 176V175H25ZM87 176V175H86ZM121 176V175H120ZM187 176V175H186ZM249 176H246V177H249ZM131 177H132V175H131ZM155 177V176H154ZM134 178V177H133ZM105 179H107L108 181H112L113 183H116L115 185V187L117 188V189H119L118 191H113V192H115V193H113L112 194V196H111V199H108L107 197H105L104 196V194H102L101 195V197H99L97 200H96V203H94V204H97L98 202H99V200L102 198L103 200H106V201H110L111 203V205L109 206V207H105V206H103V212L101 213V217H97V215L95 216V217H97V219H95V220H89L90 222H88V223H86L85 225V228L83 229V230H81V231H79V232H77V230H74V229H70V230H67V226L65 225V218H67L68 217V214H69V212H68V210L67 209H69L70 211H71V213H70V218H71V220L70 221H73V220H77V219H79L81 216L82 217H85V218H83V220H81V221H84V220H86V215H87V213H88V211L90 210V208H91V202L89 201L91 198L89 197V196H96V195H98L99 194V196H100V194L102 193L101 192V187L100 186H102L104 183H103V181L105 180ZM149 179V178H148ZM150 179H151V177H150ZM22 180V179H21ZM26 180L27 179H24V182H26ZM97 180H99V181H97ZM170 180V179H169ZM127 181V182H126ZM126 182V183H125ZM9 183V182H8ZM106 183V182H105ZM112 183V184H113ZM166 183H168V182H166ZM185 183V182H184ZM108 184V183H107ZM109 184H111V183H109ZM111 184V185H112ZM163 184H165V183H163ZM169 184H170V182H169ZM114 185V184H113ZM173 185V184H172ZM237 185H239V186H237ZM110 186V185H109ZM109 186H108V188H106V192H108L109 191ZM171 186V185H170ZM111 187V186H110ZM114 187V186H113ZM143 187H144V185H143ZM147 187H148V185H147ZM79 188V187H78ZM103 188H104V186H103ZM153 188V187H152ZM167 188V187H166ZM85 189H87L88 190V192H86V190ZM112 189V188H111ZM114 189V188H113ZM256 190V191H255ZM120 191H122V195H121V199L119 200V198L120 197H118V195L116 194V193H118V194H120L119 192ZM175 191V190H174ZM44 193H46V190H45V192ZM78 193V192H77ZM260 193V192H259ZM149 194V193H148ZM261 194V193H260ZM145 195V194H144ZM149 195H151V197H150V206H151V204H152V208L151 209H153V211H156V212H161V210H163L164 209V204L163 203H161V202H159V191H157V190H152V192L149 194ZM198 195V196H199ZM264 196V195H263ZM83 199H87V202L86 201H83ZM189 199V198H188ZM192 200V199H191ZM134 201V200H133ZM193 201H194V199H193ZM195 202V201H194ZM210 203H211V201H210ZM106 205V204H105ZM178 206V205H177ZM30 207V206H29ZM93 207V206H92ZM111 207H115V208H118V210L117 209H114V208H111ZM179 207V206H178ZM181 207V206H180ZM186 207V206H185ZM254 207H256V209L254 210ZM37 208H38V206H37ZM142 207H140V209H141ZM182 208H184L183 206H182ZM0 209H2L1 207H0ZM133 209V210H132ZM198 209V208H197ZM180 210V209H179ZM185 210V209H184ZM198 211V210H197ZM123 213H124V215L126 214L127 215V217H126V221H124L123 220ZM30 214V216H31V213H29ZM160 214V213H159ZM163 213H161V215H162ZM200 214V213H199ZM211 214V215H210ZM164 215H168V214H164ZM210 215V216H209ZM32 216H33V214H32ZM99 216V215H98ZM163 216V215H162ZM188 216V215H187ZM191 216V215H190ZM189 216V217H190ZM209 216V217H208ZM262 216V215H261ZM33 218V217H32ZM43 218V217H42ZM147 218V217H146ZM35 220H38V219H40V217H35L34 218ZM33 219V220H34ZM32 220V219H31ZM135 220V219H134ZM78 221V220H77ZM133 221V220H132ZM37 222V221H36ZM134 222H136V221H134ZM137 222H139V221H137ZM157 222V221H156ZM207 222V221H206ZM2 223H3V221H2ZM35 223V222H34ZM34 223H33V225H34ZM72 223V222H71ZM80 223V222H79ZM216 223V222H215ZM229 223H231V222H229V221H222V223H221V225H220V227H218V225L217 224H214V225H211V224H209L208 225V227H207V229H209V230H211V231H214V232H219V231H221L222 233H223V235L227 238H233V235H234V229H232L231 227H230V224ZM208 224V223H207ZM70 225V224H69ZM73 225V224H72ZM203 225V224H202ZM8 226V225H7ZM35 226V225H34ZM129 226H131V227H129ZM168 226V225H167ZM37 227V226H36ZM48 227V228H49ZM84 227V226H83ZM113 227L115 228V225H113ZM65 228H66V230H65ZM161 228V227H160ZM21 229H23V228H21L20 227V231H21ZM44 229H46V228H44ZM98 229V230H99ZM126 229V231H124ZM201 229H204V228H200V229H197V228H195L193 231H196V232H200V230ZM3 230V229H2ZM26 230V229H25ZM25 230H23L24 232H27V231H25ZM41 230V229H40ZM49 230V229H48ZM65 230V231H64ZM98 231V232H101V231ZM138 230V231H137ZM187 230V229H186ZM191 230V229H190ZM1 231V230H0ZM22 231V232H23ZM38 231V230H37ZM43 231V230H42ZM54 231V230H53ZM4 232V231H3ZM7 232V231H6ZM23 232V233H24ZM96 232V231H95ZM126 232V233H125ZM156 232V229L154 228V230H152V232H151V234H153V233H155ZM175 232H176V229H171L170 231H168V232H166V233H168L169 235H171V237H169V236H166V237H169L170 239H168V240H164L162 243H160L159 241H161L159 238H161V236H159L158 237V239H154V237H153V235H150L149 237H147V238H145V241L143 242V244H141V245H144V247H143V249L141 250L142 252H138V253H135L134 251H131L132 253H134V255L132 254V253H130L129 251L127 252V255L129 256L127 259H126V261H123V257H121V259L122 260H119L118 259V254H117V256H114V255H106L107 257H108V259L109 260H112V261H106V263L105 264H117V260H119L120 261V263H122V264H170L171 263V261L172 260H174L175 258H176V256H177V254H176V252H175V249L174 248H176V245H175V243H174V237H175ZM44 233V232H43ZM104 234H105V232H103ZM125 233V234H124ZM182 233H183V235H186V234H184L185 232L184 231H182ZM6 234V233H5ZM10 233H8L7 235H9ZM27 233H24L23 234V236H22V241L25 239V235H26ZM77 234H79L78 236H77ZM100 235H103L102 233H99ZM98 234V235H99ZM11 235V234H10ZM20 235V234H19ZM100 235L98 236V237H100ZM237 235V234H236ZM95 236H97V233H96V235ZM104 236H106V235H104ZM103 236V237H104ZM5 237V236H4ZM4 237H3V239H4ZM10 237V236H9ZM103 237H102V240H103ZM141 237V236H140ZM264 237V236H263ZM2 238V237H1ZM0 238V239H1ZM10 238H12V237H10ZM10 238H8V239H10ZM59 238V237H58ZM57 238V239H58ZM65 237H63V238H61V239H64ZM138 240H136L138 243L141 241V238L139 239V237H138V235H137V237H136ZM135 238V239H136ZM143 238V237H142ZM235 238V237H234ZM56 239V240H57ZM263 239V240H262ZM55 240V239H54ZM98 240V239H97ZM101 240V241H102ZM105 240H107V238L105 239ZM104 240V241H105ZM238 240V239H237ZM58 241V240H57ZM56 241V242H57ZM100 241V242H101ZM167 241H171V243H172V247H169V243L167 242ZM239 241H240V239H239ZM50 242V241H49ZM53 242V241H52ZM61 242V241H60ZM103 242V241H102ZM189 242V238H188V236L186 235L185 237H184V239H183V246H184V248L186 247V244ZM259 242H262L261 244L259 243ZM55 243V242H54ZM106 243H107V241H106ZM166 243H168V245L166 246ZM236 243H237V241H236ZM254 243H256L257 244V246H256V244H254ZM29 244V243H28ZM42 244V243H41ZM59 244H62V246L61 247H63V250H65V252L67 253V251H69L70 249H71V246H72V244H70L69 242L68 243H66V242H61V243H59ZM96 244V243H95ZM101 244V243H100ZM99 244V245H100ZM130 244V243H129ZM154 244L157 246V248L155 249V247H154ZM191 244H193V243H191ZM235 244V243H234ZM239 244V243H238ZM244 245V247H243V245ZM47 245V244H46ZM45 245V246H46ZM56 245V244H55ZM75 245H76V243H75ZM106 245V244H105ZM120 245H122V244H120ZM136 245V244H135ZM134 245V246H135ZM194 245V244H193ZM8 246V245H7ZM39 246V245H38ZM50 246V245H49ZM53 246V245H52ZM51 246V247H52ZM57 246V245H56ZM94 246V245H93ZM96 246H97V244H96ZM103 246V245H102ZM195 246V245H194ZM238 246V245H237ZM236 246V247H237ZM33 247V246H32ZM54 247V246H53ZM61 247H59V248H61ZM74 247V246H73ZM196 247V246H195ZM2 248V247H1ZM5 248V247H4ZM8 248V247H7ZM12 248V247H11ZM11 248L9 249V250H11ZM36 248H37V246H36ZM96 248V247H95ZM99 248V247H98ZM139 248V247H138ZM161 248H163V249H166V252H164V255L162 254L163 252L161 251ZM81 248H79V246L77 245V250H80ZM145 249H148L146 252H144V250ZM35 250V249H34ZM47 250V249H46ZM56 250V249H55ZM85 250V249H84ZM126 250V249H125ZM132 250V249H131ZM17 251H25V248L23 247V246H21V245H15L14 246V248H13V251L11 252V253H9L8 255H5V256H2V257H0V260H11V256H13V255H17L18 254V252ZM32 251V250H31ZM96 251V250H95ZM123 251V250H122ZM252 251V250H251ZM10 252V251H9ZM83 252H85V253H87L88 254V252L89 251H83ZM116 252V251H115ZM226 252H229V255L230 254H232V256H230L229 258H228V256L229 255H227V257L225 256L226 254H228V253H226ZM231 252V253H230ZM234 252V253H233ZM7 253H8V251H7ZM6 253V254H7ZM16 253V254H15ZM37 253V252H36ZM42 253V252H41ZM123 253V252H122ZM125 253V252H124ZM123 253V254H124ZM221 253H224V254H221ZM40 254V253H39ZM95 254H97V252L95 253ZM114 254H116V253H114ZM198 253H196V255H197ZM1 255V254H0ZM19 255H22V254H19ZM24 257H21L20 258V260H19V262L17 263V264H68V261H66L65 260V258H62L61 260H58V258H57V256L58 255H56V253L54 252L53 254H50V256H48L47 258H45V259H41L40 258V256H33L34 258L33 259H30L31 258V253L30 252H28V251H26L24 254ZM83 255V253H82V251L81 252H79V251H77V260H80L81 262L80 263H82V264H89V261H93L94 263H91V264H101V263H99V262H97V263H95V260L96 259H94L93 258V255H87L88 257H83L82 256ZM119 255H120V253H119ZM122 255V254H121ZM126 255V254H125ZM124 255V256H125ZM222 255H224V257H226V260H221L222 259ZM252 255V256H251ZM65 256V255H64ZM123 256V255H122ZM171 256V257H170ZM233 256H234V258H233ZM18 257V256H17ZM62 257V256H61ZM76 257V256H75ZM141 257H144L143 259H141ZM169 257H170V259H171V261L169 262ZM120 258V257H119ZM138 258V259H137ZM180 262H183V263H185L186 264V261H187V258L184 256V254L181 252L180 253ZM38 259H39V261H38ZM141 259V260H140ZM248 258H246V260H247ZM16 260V259H15ZM246 260H245V264H250V262L249 263H246ZM38 261V262H37ZM72 262V261H71ZM248 262V261H247ZM263 262H264V260H263ZM74 263V262H73ZM258 263V262H257ZM77 264H79V263H77ZM252 264V263H251Z\"/></svg>",
	"mask_w": 264,
	"mask_h": 264
},
{
	"label": "crops",
	"instance_id": "obj_3",
	"mask_svg": "<svg viewBox=\"0 0 264 264\" xmlns=\"http://www.w3.org/2000/svg\"><path fill=\"white\" fill-rule=\"evenodd\" d=\"M61 83H63V86L66 84V82H64V81H60Z\"/></svg>",
	"mask_w": 264,
	"mask_h": 264
}]
</instances>
